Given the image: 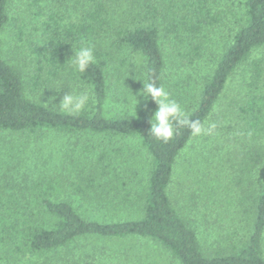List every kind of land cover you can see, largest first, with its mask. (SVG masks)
I'll return each mask as SVG.
<instances>
[{
    "label": "trees",
    "instance_id": "16d2710c",
    "mask_svg": "<svg viewBox=\"0 0 264 264\" xmlns=\"http://www.w3.org/2000/svg\"><path fill=\"white\" fill-rule=\"evenodd\" d=\"M10 2L0 0V129L30 133L57 130L135 138L150 155L151 166L144 177H139L143 186L140 214H134V209L128 210L133 203L135 205L131 196L116 198L114 209L123 211V215L103 221L88 219L67 199L44 196L41 204L47 217L14 215L6 208L8 202L0 200V239L11 240L10 245L16 251L25 259H32L31 264H54L53 257L64 251L65 264H106L103 260L112 261L118 254L125 255L127 246L107 249L108 244L104 243L115 244L128 239L157 244L177 264H264V180L259 178L248 196L251 204L248 210L244 209L248 215L247 231L236 242L230 244L229 241L228 246L211 253L202 243L197 221L184 216L170 195L177 173L185 174L189 166L179 167L178 164L195 138L190 128L176 124L174 136L167 142L149 135L148 119L156 109L151 99L145 100L135 115L110 116L106 112L111 87L109 76L121 74L134 58L142 62L145 83L165 87L170 56L168 44H171L172 56L189 65L202 57V40L207 30L220 23L209 9L208 0H183L180 18L163 30L160 22L149 18L155 14L151 3H146L151 15L143 22H113L109 0H87L86 11L79 22L66 23L62 18L50 16L45 22L47 38L34 47L37 61L34 88L41 86L44 76H58L67 70L73 49L90 46L96 57V62L84 72L70 68L72 76L86 84L93 95L90 108L72 115L33 100L27 93L24 74L4 57L2 31L9 22ZM243 5L244 19L237 26L231 44L204 82L197 102L185 109V113L191 120H200L206 126L233 74L242 66H250L249 78L245 80L246 92L239 100L236 120L230 126L232 141L238 144L235 155L248 165L264 158V56L253 55L255 50L264 49V0H243ZM162 31H166L171 42L162 41ZM131 168L128 167L123 181L125 187L129 186V192L131 188L134 190L136 180ZM107 173L102 172V176ZM88 180L91 184L97 181L94 177ZM218 203L211 202L215 206ZM60 261L58 264H63Z\"/></svg>",
    "mask_w": 264,
    "mask_h": 264
},
{
    "label": "rangeland",
    "instance_id": "374dc122",
    "mask_svg": "<svg viewBox=\"0 0 264 264\" xmlns=\"http://www.w3.org/2000/svg\"><path fill=\"white\" fill-rule=\"evenodd\" d=\"M86 1L11 0L9 22L2 31L3 55L24 74L28 95L57 110L55 104L69 88L88 91L90 98L85 108L93 104L92 92L72 76L70 62L63 73L44 76L41 86L34 88L32 82L37 67L34 47L47 38L45 22L50 16L62 18L61 21L66 23L79 22L86 11ZM182 1L109 0L111 19L117 23L143 22L151 15L146 7V3H151L155 14L149 18L152 22H160L163 30L180 18ZM207 5L220 23L207 30L202 40V57L189 65L175 59L171 44H168L170 56L165 89L184 111L197 102L204 82L215 70L244 19L243 0H208ZM167 36L166 31H162L164 43L171 42ZM138 60V64L131 60L121 74L109 76L108 115H135L144 106V98L137 95L144 79L142 62ZM250 68L242 66L231 77L205 126L211 128L210 134L195 137L186 148L178 165H189L187 172L177 173L170 190L173 202L182 214L197 221L202 243L211 253L228 246L229 241L230 244L236 242L247 231L248 215L244 209L248 210L251 204L248 196L259 183L258 179L264 180L263 156L257 164L246 165L238 159L235 155L238 144L232 141L230 129L236 120L239 100L246 92L245 80L249 78ZM150 166V155L135 138L87 132L41 130L30 133L0 129V200L8 202V211L20 217L24 214L47 217L41 204L44 196L67 199L88 219L101 221L123 215V211L114 209L116 198L131 196L135 205L133 203L128 210L134 209V214H140L143 186L139 177H144ZM128 167H132L136 179L131 192L123 183ZM102 172L108 173L102 176ZM89 177L97 181L91 184ZM214 201L219 203L212 205ZM10 243L9 239H0V264H31L32 259H25ZM104 244H108L107 249L127 246L125 255L118 254L112 261L103 260L106 264H177L164 249L148 240L128 239ZM64 252L54 256L52 262L58 264L62 257L60 263H63Z\"/></svg>",
    "mask_w": 264,
    "mask_h": 264
},
{
    "label": "clouds",
    "instance_id": "9594fccd",
    "mask_svg": "<svg viewBox=\"0 0 264 264\" xmlns=\"http://www.w3.org/2000/svg\"><path fill=\"white\" fill-rule=\"evenodd\" d=\"M253 55L259 58L261 55H264V51L255 50ZM68 60L74 70L84 72L90 64L96 62V57L93 48L85 46L73 49V54ZM133 62L138 64V58H134ZM62 87L63 86L59 89ZM137 95L142 96L144 100L151 99L155 101L156 109L151 113L148 119L150 124L148 134L155 139L164 142L169 141L174 136L175 125L181 123L190 128L193 137L210 134L211 128L205 127V124L200 120H191L182 109L181 105L170 98V94L164 86H156L152 82L145 83L143 81V87L139 90ZM137 95H135L136 99ZM89 98L88 91H78L69 88V91L66 92L59 100V103L55 105L58 106L61 112L72 115L83 110ZM212 127H214V125Z\"/></svg>",
    "mask_w": 264,
    "mask_h": 264
}]
</instances>
